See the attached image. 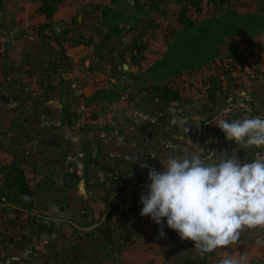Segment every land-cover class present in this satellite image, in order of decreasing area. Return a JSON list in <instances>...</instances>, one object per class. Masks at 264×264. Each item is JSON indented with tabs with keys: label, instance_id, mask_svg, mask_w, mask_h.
Masks as SVG:
<instances>
[{
	"label": "rangeland",
	"instance_id": "obj_1",
	"mask_svg": "<svg viewBox=\"0 0 264 264\" xmlns=\"http://www.w3.org/2000/svg\"><path fill=\"white\" fill-rule=\"evenodd\" d=\"M59 1L60 4L62 2H65V5L72 3L77 7V12L71 20H74L76 24L73 25L72 22L71 28H69L71 26L69 24L64 29H71L77 41H84L85 44L94 42L91 45H93L95 52V62H91V68L96 69L98 73L101 72L100 74L104 79V88L99 90L102 94L98 95L102 100L99 102L103 104L102 108H94L92 104H96V101L89 98H87V105L95 110H112L115 112L120 122V134H125L131 130L132 112H135L136 116L141 114L148 118L156 117L158 120L163 119L165 121L161 127L163 129L161 133L167 136L168 140L164 144L166 157L173 151L169 148V144L180 151L185 148L189 152L197 151L203 158L213 156V154L215 157H219L220 154L227 153L230 155L235 152L237 157L244 162H251L258 151L264 153V148H241L234 142L226 140L224 133L212 123L221 113H225L224 118L228 120L243 119L249 114L264 117V36L256 35L252 30L236 35L234 39L229 38L219 48L217 58L206 64H197L192 69L184 68L183 62L178 61L173 66H164L155 70L153 67L163 61V56L173 41L171 35H166V29L170 27L175 29L177 34H180L181 28L175 18H171V16L165 18L155 9H151L148 4L149 1L146 0L140 1L141 9L137 10L134 1L130 0L131 8L125 6L123 18V20L128 18V23H122L121 17L117 16L115 20L109 18L108 24H105L98 21L101 18V11L109 5V0ZM159 3V6H165L166 9H169L171 14L179 10V6L175 2L167 3L164 1ZM234 9L241 15L245 13L264 15V0H228L222 8L216 10V13L217 16H220L221 13ZM211 12L207 9H204L201 14L193 11L192 17L199 21L204 16L209 17ZM79 17H83L82 24L76 28ZM154 23L160 24L162 30L155 32ZM74 28L76 29L74 30ZM44 34L46 35V33ZM141 34L143 35L140 36ZM135 40L142 43L148 41L145 58L139 65H134L130 59L132 53L130 47ZM49 42L46 43L48 46L51 45V49L48 50L52 63L50 78H55V80L54 84L48 83L46 86L58 89L65 85L69 86L74 81L81 82L84 86L85 79L81 76L78 77L75 74L64 80L65 78L59 75L61 73L58 70L60 64L56 61L63 59L61 49L59 46L54 49ZM234 43L240 45V53L244 59L240 65L236 64L228 54L230 46ZM53 50H56V54L52 52ZM96 61L102 63L103 66H108L113 61L117 63L122 75L121 79L117 78V82H125L123 87L119 86V90H116L119 93H109L112 91L109 86L112 76L108 74L105 66V68L101 66L96 68ZM0 62H2L1 58ZM105 62L107 63L105 64ZM124 66H127V69H124ZM155 85H166L175 89L181 94L184 102L173 103L168 107L158 105L157 100L151 94V89ZM106 88L110 90H105ZM84 89L86 91L85 86ZM46 95L50 94L47 92ZM121 98H124L123 104L125 105L122 112L118 108L106 105V103H117L121 101ZM197 117H199V122L196 120ZM188 128L189 131H186ZM204 132L210 136L208 139L212 143L215 141L211 137L213 133L221 135L216 141L219 144L218 148L214 151H211V148L207 147L203 141L202 133ZM10 144L11 142L8 145L10 146ZM15 145L9 150L0 148V203L7 202L4 199L1 200V197L8 193L5 185V171L2 168L8 166L7 164L13 160L12 156L17 147V144ZM5 154H7V158L4 156ZM15 156H18L17 153ZM79 160L80 167L72 168L69 166L70 168L61 171L58 177L61 179L59 182H55L48 175L38 174L30 169L32 167L30 164H23L20 160L14 161L22 164L21 166L26 169L31 188L35 193V208L33 216L21 214L18 219L12 215V212L9 213L10 215L2 214L1 216L0 214V250L4 252V256H1L0 260L7 261L12 259L14 255L20 259H27L24 252L32 250L34 242L29 243L30 248L27 250V248H23L22 244L25 241L21 240L20 237L23 232L38 230L37 215L66 221V223L54 227L55 230L60 228L73 230V226L92 227L93 224H97L104 218L109 220L121 214L124 208L120 205L112 206L111 201L118 197L120 192H124L125 186H122L123 188L116 186L112 175L108 176L105 182H98L97 178H90L87 170L86 172L84 170V167L87 168L88 166L86 159L83 157ZM67 175L78 178L79 182L75 187L67 185ZM108 204L111 205L108 206ZM53 206L58 207V213L51 211ZM89 214H93L94 218L90 220ZM3 219L6 221L2 222ZM166 234L171 233L166 232ZM171 235L174 238V243L184 246L188 253L186 255L187 260L182 264H220L221 259L226 254H231L239 264H264V246L256 244L257 239L264 240V227L244 229L241 231L238 241L227 248L204 255L196 253L194 242L181 240L178 234Z\"/></svg>",
	"mask_w": 264,
	"mask_h": 264
},
{
	"label": "crops",
	"instance_id": "obj_2",
	"mask_svg": "<svg viewBox=\"0 0 264 264\" xmlns=\"http://www.w3.org/2000/svg\"><path fill=\"white\" fill-rule=\"evenodd\" d=\"M55 1L57 10L50 27L58 35L72 24L77 7ZM41 6L42 0H0V25L15 34L7 56L0 62V148L9 150L17 144L15 153L18 156L14 153L9 164L20 160L55 182L61 180L58 177L62 170L69 166L80 167L79 159L84 157L88 165L84 170L90 178L105 182L112 175L116 186H125L124 192L111 201L112 206L120 205L124 209L109 220H100L99 216L100 222L93 225L97 228L102 225L100 230L86 232L60 228L48 234L38 228L23 232L20 237L25 241L23 248L29 250V243L34 242L32 250L24 252L27 259L14 255L7 261L1 259L0 264H182L188 254L184 246L176 245L171 234L161 238L157 225L149 217L140 215V196L146 193V185L150 183L148 169L140 167V163L161 169L160 159L167 158L164 144L168 140L161 133L165 121L141 114L136 116L132 112L131 130L119 136L77 129L72 122L75 105L68 86L58 89L46 86L54 84L55 78H50L51 55L48 50L51 45H45L39 34L40 27L47 23L40 11ZM82 20L83 17H79L76 28ZM82 42L75 46L69 42L61 43L72 69H60L59 75L64 80L75 74L83 77L87 98L96 101L92 104L94 108H102L98 95L102 94L99 90L104 88V79L101 72L91 68V62H95L91 45L94 42ZM49 43L54 49L58 47L52 39ZM52 52L56 54V50ZM96 62V68L105 66L112 76L109 84L112 91L109 93H119L116 90L125 82H117L122 76L117 63L113 61L103 66ZM47 92L50 95H46ZM123 99L106 105L122 112ZM154 153L157 159H152ZM4 156L7 158V154ZM88 217L90 220L94 218L93 214ZM3 254L0 250V257Z\"/></svg>",
	"mask_w": 264,
	"mask_h": 264
},
{
	"label": "clouds",
	"instance_id": "obj_3",
	"mask_svg": "<svg viewBox=\"0 0 264 264\" xmlns=\"http://www.w3.org/2000/svg\"><path fill=\"white\" fill-rule=\"evenodd\" d=\"M225 115L219 114L212 123L226 140L241 148H264V117L249 114L228 120ZM169 148L172 153L159 158L160 170L140 163L148 169L150 181L140 196V215L159 226L161 238L166 236V224L181 240L194 242L198 255H204L238 241L244 229L264 227V153L258 151L251 162H244L235 152L203 158L187 148L180 151L171 144ZM157 158L154 153L152 159ZM51 211L59 209L53 206ZM256 244L264 246V240L257 239ZM220 264L239 262L226 254Z\"/></svg>",
	"mask_w": 264,
	"mask_h": 264
},
{
	"label": "trees",
	"instance_id": "obj_4",
	"mask_svg": "<svg viewBox=\"0 0 264 264\" xmlns=\"http://www.w3.org/2000/svg\"><path fill=\"white\" fill-rule=\"evenodd\" d=\"M132 1V0H131ZM135 9L140 10V1L144 0H133ZM149 1V7L155 9L161 13L165 18H175V21L179 24L181 31L177 34L175 29L170 27L166 29L167 34L171 35L172 42L169 45L166 53L163 56V61L157 63L153 68L161 69L164 66H173L176 62L182 61L184 68H194L195 65L206 64L213 61L219 56V48L225 44V41L229 38H233L236 35L250 32L253 30L254 34L264 36V15L257 13H245L239 14L236 9L228 10L226 13H221L217 16L216 10L222 8V6L228 2V0H146ZM172 3L175 2L179 6V10L175 13H169V9L165 6H159V2ZM55 0H42L41 13L47 20V23L40 27L39 34L41 35L44 44L46 40H54L61 49L62 60L56 61L60 64L58 70L68 71L72 69V65L69 62L68 56L65 55V49L61 45L62 42H69L71 46L82 44L77 41L71 29H63L60 34H55L51 30V20L56 13ZM130 0H109V5L101 11V18L98 22L107 23L109 18L121 17L123 20L125 10L124 8H131ZM126 6V7H125ZM115 8V9H114ZM204 9L211 10L209 17H202L199 21L193 19V11L201 14ZM206 15V14H204ZM128 19V18H127ZM122 21V23H128L129 20ZM73 21V25H74ZM76 24V23H75ZM72 27V24H71ZM69 27V28H71ZM154 31L158 32L162 30L160 24L154 23ZM46 33V35L44 34ZM120 34V31H118ZM141 34L140 36H142ZM50 38V39H49ZM49 42V41H48ZM148 48V41L142 43L139 41H133L131 45L130 59L134 65L144 60L145 52ZM229 57L232 58L236 64H242L244 62L243 56L240 53V45L234 43L228 50ZM167 62V63H166ZM65 65L63 66V64ZM62 64V65H61ZM52 65V63H51ZM57 67V66H56ZM153 70V69H152ZM154 71V70H153ZM59 72V71H58ZM151 94L157 100V104L163 107H168L173 103H183L184 99L181 94L173 88L166 85H155L151 89ZM185 102H187L185 100ZM205 132L202 133L203 141L206 146L211 148V151L218 148L219 145L216 141L221 137L218 133H213L211 136L215 141L210 142ZM5 171L6 176V189L7 195L1 197V200H6L5 203H0V213L5 215L15 216L17 219L20 218L21 214H27L33 216V210L35 208V193L31 188L29 178L26 170L18 163H11L6 167L2 168ZM30 197L29 200H25L23 197ZM15 202V203H14ZM39 220V230L51 234L54 231V227L66 221L58 220L50 217L36 216ZM106 224V223H104ZM103 224V225H104ZM74 230L79 231L78 227L73 226ZM102 225L97 228L100 230Z\"/></svg>",
	"mask_w": 264,
	"mask_h": 264
},
{
	"label": "built area",
	"instance_id": "obj_5",
	"mask_svg": "<svg viewBox=\"0 0 264 264\" xmlns=\"http://www.w3.org/2000/svg\"><path fill=\"white\" fill-rule=\"evenodd\" d=\"M15 39V34L0 25V58L7 56L9 48ZM69 94L75 105L72 122L74 126L83 131H100L120 135L121 128L117 115L112 110H94L87 105V94L81 82L74 81L69 84ZM158 231L159 226L157 225ZM164 231L177 234L164 226Z\"/></svg>",
	"mask_w": 264,
	"mask_h": 264
},
{
	"label": "water",
	"instance_id": "obj_6",
	"mask_svg": "<svg viewBox=\"0 0 264 264\" xmlns=\"http://www.w3.org/2000/svg\"><path fill=\"white\" fill-rule=\"evenodd\" d=\"M124 69H127V66H124ZM77 181H78V178L76 176H73V175L72 176H69L67 178V185L68 186H71V187H75L77 185ZM78 228L81 229V230H83V231L88 232V231H91V230L96 229L97 228V225H94V226L88 227V228H80V227H78Z\"/></svg>",
	"mask_w": 264,
	"mask_h": 264
}]
</instances>
